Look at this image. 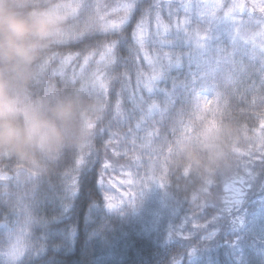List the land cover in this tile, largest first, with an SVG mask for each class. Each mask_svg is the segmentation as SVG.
<instances>
[{
    "label": "trees",
    "instance_id": "16d2710c",
    "mask_svg": "<svg viewBox=\"0 0 264 264\" xmlns=\"http://www.w3.org/2000/svg\"><path fill=\"white\" fill-rule=\"evenodd\" d=\"M229 1H221L224 7L218 10V15L224 13ZM125 2L130 0H0V18L10 20L52 18L56 8L70 7L62 18L55 19L59 22L57 34L38 41L27 64L0 63L6 101L0 103V115L23 134L31 119L39 115L51 120L59 105H70L74 112L71 125L63 129L64 142L56 151L33 149L30 155L22 156L0 150V176L9 177L0 179V225L14 224L31 214L32 224L23 237L25 251L21 259L25 264H264L262 242L248 226L252 215L264 210V163L249 170L238 203L225 209L218 199L228 195L223 191V182L235 171L238 152L255 150L259 147L258 137L264 135L261 129L264 107L258 93L248 91L242 103L232 94L230 85L221 86L218 92L223 99L197 120L194 106L186 105L187 92L178 85L174 99L178 108L185 106V123L196 126L203 135L212 128L205 135L209 140L183 141V131L178 130L172 136L169 129L162 130L172 141V152L163 175L168 184L164 187L166 204L157 215L142 209L133 214L130 207L119 210L106 206L105 197L110 199L114 180L125 172L141 169L142 163L149 160L140 149L127 156H114L113 148L120 151L123 148L108 145L109 134L101 131L109 127L118 98L125 109H130L131 104L126 95L117 96L121 89L119 80L109 81L107 105L103 108L96 96L79 88V83L75 87L65 84L82 69L91 75L105 46L113 42L117 43L118 63L109 72L122 73L124 58L129 61L133 83L137 67L145 74L151 72L142 60L135 65L131 63L134 55L131 33L139 13H134V18L122 29L104 33L99 30L95 8L91 12L83 7L72 11L76 5H98L105 21L115 22L123 13L112 9ZM152 2L137 0L144 5ZM89 15L96 22V30L91 32L85 30ZM161 15L168 23L166 8ZM251 15L264 16L259 9ZM180 16L183 17L182 12ZM79 32L84 34L75 35ZM148 51L155 54L153 48ZM194 71L186 62L172 68L161 82V89L170 88L173 81H187ZM240 91L244 88L240 87ZM254 97H257L255 104ZM155 98L158 103L166 100L163 91H158ZM89 122L95 125L91 130ZM239 159L242 162L247 157ZM78 160L81 162L77 163ZM105 160L110 167L104 173L101 188L98 180ZM29 177L34 183L27 182ZM209 180L213 181L210 197L205 190ZM33 188L38 193L35 202L30 198ZM199 205H205L200 212ZM5 234L6 229L0 227V236ZM36 237L42 241L39 251L34 247Z\"/></svg>",
    "mask_w": 264,
    "mask_h": 264
},
{
    "label": "snow or ice",
    "instance_id": "6c2138e0",
    "mask_svg": "<svg viewBox=\"0 0 264 264\" xmlns=\"http://www.w3.org/2000/svg\"><path fill=\"white\" fill-rule=\"evenodd\" d=\"M78 7H83L86 12H91L95 8L96 16L100 21L99 30L104 33L122 29L134 18V13H139V20L131 33V39L134 42L131 63L135 65L141 60L146 62L151 69L149 74H145L137 67L133 83L132 70L127 58L123 59L122 73L113 75L109 72V69L118 63L117 43L113 42L105 46L91 75H87L82 69L79 75L74 73L72 79L65 84V86L75 87L79 83V88L89 95L96 96L103 108L107 105L109 81L121 82V89L117 96L126 95L131 108L125 109L122 100L118 98L109 127L101 131L108 132V145L116 144L123 148V151H120V148H113L114 156H127L138 149L144 150L149 158L151 172V175L146 174L141 178L138 188H133L126 194L129 203H134L142 188L147 187L149 183H155L161 188L168 186L162 177L167 172L166 165L171 156L172 141L162 130L169 129L172 136H176L178 130L185 133L189 131L184 121L185 106L178 108V102L174 99L178 85L184 87L187 92L186 105L192 104L195 110H200L201 107L207 108L212 103L210 96L217 102L223 99L218 88L224 85H230L232 94L238 96L242 103L245 102L248 91L258 93L260 104L264 107V16L256 18L249 13L246 21L238 20L237 13L245 11L243 3L233 0L221 16L217 14L218 10L224 7L220 0H211V2L209 0H178V2L177 0H153L147 5L137 3V0H130V2L117 4L112 9L113 12L123 13L117 22L105 21V17L99 14L98 5L90 3L76 5L72 11L75 12ZM165 8L168 23L163 21L161 15ZM257 8L264 14V2L253 3L251 11L255 12ZM153 19L154 30L152 29ZM222 25L226 27L230 44L227 47L213 46L214 33ZM85 30L89 32L96 30L95 18L91 15L86 22ZM83 34L79 32L75 35ZM178 44L186 45L187 50H178ZM149 48L155 49L154 55L149 53ZM185 62L190 69L195 68L188 80L173 81L170 88L162 90L161 82L168 77L170 70L181 67ZM87 63L88 58L85 59V64ZM43 70L44 66H42ZM240 87L244 88L243 92L240 91ZM158 91L164 92L165 102H157L155 95ZM208 92L211 95H206ZM256 98H253V104L256 103ZM88 127L91 130L95 125L89 122ZM113 128L116 131H113ZM122 128L126 131L120 132L119 129ZM261 129H264V119L261 120ZM258 144L259 147L255 150L249 148L246 153H239L237 149H234L238 152V162L233 174L223 182V191L228 195L222 199L218 196L225 209L239 202L242 186L250 175L251 167L264 163V135L258 137ZM105 148L107 150V145ZM240 156H246L247 159L241 162ZM80 162V160L77 161V163ZM109 167V163L105 160L98 180L101 188L104 185V173ZM157 169L160 170V178H157ZM35 175L36 173L33 172L32 176ZM0 179L7 180L9 177L0 176ZM27 182L34 183L31 177ZM128 183L133 184V181L130 180ZM212 187L213 181H207L205 190L208 197L211 196ZM30 198L33 202L38 198L35 188L30 190ZM105 201L109 209L117 208L107 197ZM204 206L199 205L198 211L200 212ZM193 212L194 215L197 214V210ZM31 224L32 216L29 213L22 221L17 219L14 224L0 225L6 229V234L0 236V264H25V260L21 259L23 252L20 246L21 238L27 235V229ZM193 226L203 227L201 224ZM41 243V238L36 237L34 247L37 251L40 250Z\"/></svg>",
    "mask_w": 264,
    "mask_h": 264
},
{
    "label": "clouds",
    "instance_id": "9594fccd",
    "mask_svg": "<svg viewBox=\"0 0 264 264\" xmlns=\"http://www.w3.org/2000/svg\"><path fill=\"white\" fill-rule=\"evenodd\" d=\"M59 22L47 16L10 20L0 18V63L27 64L38 41L57 34ZM3 81H0V103H5ZM74 112L70 105H59L49 120L39 115L28 123L25 133H18L0 115V150L28 156L33 149L56 151L64 142V127L70 126Z\"/></svg>",
    "mask_w": 264,
    "mask_h": 264
},
{
    "label": "rangeland",
    "instance_id": "374dc122",
    "mask_svg": "<svg viewBox=\"0 0 264 264\" xmlns=\"http://www.w3.org/2000/svg\"><path fill=\"white\" fill-rule=\"evenodd\" d=\"M222 0H220L221 2ZM211 2V0H209ZM237 3H243L245 5V11L243 13H237V19L247 20L249 13H253L251 11L253 3L260 4L264 2V0H236ZM233 3V0H230L227 6H230ZM259 9V8H257ZM70 10V7H60L56 8L54 13H52V18L59 19L62 18L63 15ZM227 11V7L224 12ZM223 15V14H222ZM221 15V16H222ZM116 20L115 22H117ZM258 30V29H253ZM215 38L212 41L213 46H229L230 40L225 26H220L214 33ZM178 50L186 51L187 46L183 44H178ZM187 63V62H186ZM206 95H211L210 92L206 93ZM212 100V103L208 105L207 108L201 107L200 110H195V115L197 120H201L204 113L209 109L216 107L219 102L215 100L214 97H209ZM189 131L187 133H181L183 141L193 140V139H201L207 140L205 134L201 133L199 128L196 126L187 124ZM208 130L205 133H209ZM209 138V137H208ZM194 141V140H193ZM149 160L142 163L141 169L137 171H129L125 175L117 177L114 180V188L112 189V193L110 195V201L113 205H116L119 210H124L127 207H130L131 212L134 214L139 212V210L148 211L152 216L157 215L160 209L166 204V193L159 185L155 183H149L147 187L142 188L140 194L136 197L134 203L128 202V196L126 195L128 192L133 190V188H138L141 178L145 177L146 174L151 175L149 171ZM157 178H160V170L157 169L156 172ZM164 175V174H163ZM163 178V177H162ZM133 181V184H129V181ZM123 201V203H122ZM250 225V226H249ZM249 230L257 235V237L262 242V246L264 247V212H260L255 214L250 218V224H248ZM22 246V245H20ZM22 248V247H21Z\"/></svg>",
    "mask_w": 264,
    "mask_h": 264
}]
</instances>
